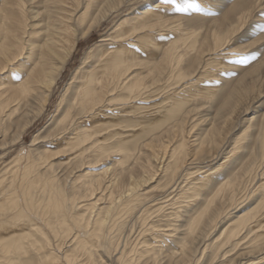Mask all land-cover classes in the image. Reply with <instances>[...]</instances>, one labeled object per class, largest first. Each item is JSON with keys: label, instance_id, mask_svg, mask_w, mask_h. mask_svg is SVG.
<instances>
[{"label": "bare ground", "instance_id": "obj_1", "mask_svg": "<svg viewBox=\"0 0 264 264\" xmlns=\"http://www.w3.org/2000/svg\"><path fill=\"white\" fill-rule=\"evenodd\" d=\"M162 1L123 14L135 0H0V264L264 263V182L250 197L262 195L257 207L230 216L207 243L253 189L263 157L235 144L227 168L200 163L218 153L240 97L255 94L248 78L189 141L200 100L220 88L211 69L220 62L206 64L201 84V54L240 27L249 2L233 4L212 28L214 46L199 51L202 31L168 24ZM117 15L49 124L22 147L79 43ZM260 69L250 73L256 93ZM163 219L175 223L161 232Z\"/></svg>", "mask_w": 264, "mask_h": 264}, {"label": "rangeland", "instance_id": "obj_2", "mask_svg": "<svg viewBox=\"0 0 264 264\" xmlns=\"http://www.w3.org/2000/svg\"><path fill=\"white\" fill-rule=\"evenodd\" d=\"M154 1L158 2L160 0H135L133 5L129 7L130 9L124 10L125 12L123 14L134 13L140 10L144 4H150ZM223 1L225 0H191L192 7H190L188 11L184 13H177L175 11L171 13L170 11L174 10L173 7L171 6V10H169L167 7V9H165V19L169 20L168 24H172L174 27L180 25L179 28L181 30H185L184 33H199V31H202L198 39L197 48H199V51H205L211 46H214L212 43L213 37H209L212 28L224 20L225 12L230 9L231 6L238 0H228L225 3L226 5L218 11L217 8ZM248 2L249 4L245 7L244 13L247 11L248 12L245 14L246 16L244 21L241 22L240 27L237 30L235 28V32L231 30L230 33H233L229 35L227 41L225 40L223 45L218 47V49L213 54H201V60L199 62V66H202L203 68L201 70L203 73V77H201V84L208 81L205 79V70H207L205 69L207 68L206 64L210 63V67L214 64V62H220L222 65L219 67H211V69H217L215 71V74L217 75L215 80L217 81V84L220 86V88L215 89L212 101L200 100L202 108L200 107L201 109L199 111L198 117L203 118L200 120L199 125L193 130L191 135H189V141H193L195 136L209 129L207 120L213 117L214 110L220 106L222 101L228 99L232 92L238 88V84L243 78H248L246 81L248 84H250V86L252 85L251 90H253V93L255 94H250L251 98L248 100L242 99V96L240 97L241 100L238 103L237 112L233 117L232 124L227 130L223 129L222 131L223 134H225L227 131L229 134L225 135L223 140H220L221 146L218 153H216V151L214 152L220 155L219 158L213 159L211 156L214 153L210 152L206 155V160L201 161L200 163L202 164L201 166H204L205 168L211 167L214 169L222 165L223 162H226L225 167L222 166V168H227L235 159V157L228 158V156L230 151L233 150L236 145L237 148H240L237 150L239 154H242L243 152L248 156L253 150V153H257L260 155V157H263V161L260 163L262 164L259 169L260 176L257 177L255 182L252 184V186L254 185L253 189L244 195V202H242L241 205L243 208L239 211L238 209L241 206L236 208L234 206L223 215L221 222L213 229L212 235H210L207 239V243L210 244L217 241V238L221 233L220 230L222 226L224 225L225 221L230 218V216L239 215L247 210L252 211L255 207H257L262 198V195L260 194V196L258 193L254 198L252 197V200H250L252 192L262 182H264V46H262L264 45V35L258 34L260 26L264 25V0H248ZM178 3L183 6L185 0H178ZM196 5H200V7L198 8ZM121 16L117 15L113 19L111 18L110 20H107L103 23V26H101L97 31L93 32L91 36L79 43L77 50L73 54L70 62L62 73V76L58 80L56 87L53 89V93L51 94L49 102L47 103L43 113L31 125L30 129L24 136V140L21 143L22 147L28 148L31 143L32 136L44 128V126L49 124L51 117L56 112L61 97L65 92L67 87L66 85L69 83L72 74L78 69V67L81 66L82 59L85 57L86 52L89 48L100 41L101 37L105 35L109 29H111L112 25L119 18H121ZM172 39L177 40L178 38ZM183 42L184 41L181 43ZM187 42L188 41H186V43ZM181 43L179 46L182 45ZM253 55L255 56L254 59H248V57ZM258 67H262V69L256 73L255 80H258L256 82L258 84L256 93L253 88L254 85L252 84L253 76L250 77V73L255 71ZM224 88H226V90H224ZM203 120H205L204 122L206 123H202ZM240 138L242 139L238 142ZM16 148L20 149L21 146L18 145L14 149L16 150ZM159 173H161V169L159 170ZM159 179H161V182H164L165 180L164 177L162 179V175L159 176ZM246 197H249V199H245ZM155 223H157V221H155ZM174 223V220L172 221L163 219L160 223H157V225L161 227V230L159 231L162 232L165 231L166 226ZM261 233L264 235V231ZM147 240L149 243L154 242V240L149 237ZM213 247L214 245L211 246L210 251ZM170 248L173 250L172 246H169L167 249ZM256 261H258V259H253L252 263ZM195 264H199V262H195Z\"/></svg>", "mask_w": 264, "mask_h": 264}, {"label": "snow or ice", "instance_id": "obj_3", "mask_svg": "<svg viewBox=\"0 0 264 264\" xmlns=\"http://www.w3.org/2000/svg\"><path fill=\"white\" fill-rule=\"evenodd\" d=\"M163 4L166 6H172L174 11L177 13H184L187 12L190 7H192L191 0H185L184 5L182 6L180 3H178V0H163ZM196 7H200V5H196ZM259 35H264V25H261L259 28ZM264 46V45H262ZM255 56H250L248 59H254ZM16 79H22V76L17 75Z\"/></svg>", "mask_w": 264, "mask_h": 264}]
</instances>
